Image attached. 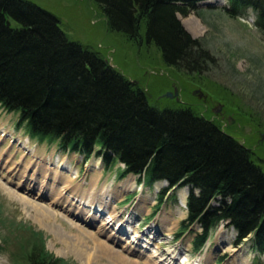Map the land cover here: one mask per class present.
<instances>
[{
  "label": "trees",
  "instance_id": "16d2710c",
  "mask_svg": "<svg viewBox=\"0 0 264 264\" xmlns=\"http://www.w3.org/2000/svg\"><path fill=\"white\" fill-rule=\"evenodd\" d=\"M93 1L110 29L156 46L167 66L194 73L214 61L179 18L208 0ZM227 1L230 17L252 10L264 32V0ZM0 106L19 114L18 126L32 138L87 160L96 155L107 168L121 162L122 176L138 175L150 187L167 181L157 208L170 190L174 199L176 189L188 186L181 224L184 232L201 227L195 250L224 223L236 231L234 243L251 236L264 256V170L251 150L190 108L152 105L137 82L72 40L56 14L31 0H0ZM29 264L77 263L43 245L29 254Z\"/></svg>",
  "mask_w": 264,
  "mask_h": 264
},
{
  "label": "rangeland",
  "instance_id": "374dc122",
  "mask_svg": "<svg viewBox=\"0 0 264 264\" xmlns=\"http://www.w3.org/2000/svg\"><path fill=\"white\" fill-rule=\"evenodd\" d=\"M31 1L56 14L72 40L98 51L111 66L137 82L152 105L190 108L211 120L251 150L253 160L264 170V32L256 28L252 10L244 17H230L224 11L227 0H210L188 16H180L214 57L205 71L190 73L165 65L156 46L110 29L93 0ZM175 90L174 98L165 96ZM18 122L19 114L0 106V264H29V254L43 245L68 262L123 263H112L113 259L98 254L94 237L123 252L120 260L128 264H261L264 256L254 250L252 240L237 245L235 230L224 224L212 232L201 251H194L192 240L201 227L194 224L184 232L181 224L188 214V186L176 189L175 199H171L175 188L171 190L157 208L159 188L166 182L149 187L137 175L122 176L121 162L106 168L95 155L87 160L82 154L62 151L57 142L32 138ZM71 178L72 191L67 185L64 189V182ZM74 199L76 206L70 204ZM92 201L101 205L98 213L89 207ZM102 208V217L113 210L119 215L115 219L127 220L146 240L155 236L149 249L144 242L136 248L151 254L156 244L166 251L165 256L147 263V256L129 252L130 248L123 250L133 229L129 226L131 231L125 234L118 231V221L112 222L109 227L113 225L111 230L121 236L116 239L101 227ZM47 214L51 218L45 221ZM79 235L88 247L72 246ZM173 256L179 261H172Z\"/></svg>",
  "mask_w": 264,
  "mask_h": 264
},
{
  "label": "bare ground",
  "instance_id": "6f19581e",
  "mask_svg": "<svg viewBox=\"0 0 264 264\" xmlns=\"http://www.w3.org/2000/svg\"><path fill=\"white\" fill-rule=\"evenodd\" d=\"M210 1V0H209ZM225 10V9H224ZM242 16V15H241ZM186 25H187V23H186ZM187 27V29L188 30H190L191 31V29L189 28V26L187 25L186 26ZM4 134V133H3ZM78 152V151H77ZM86 159V158H85ZM8 163V162H7ZM59 167H62V166H60L59 165ZM59 176H60V174H59ZM73 178H71L70 180H69V182L67 183V182H64L65 183V187H64V189H67V187L69 188V186H70V188H71V191H72V185H70V182H71V184H72V180ZM55 181H56V178H54V183H55ZM60 183V182H59ZM61 183H62V181H61ZM56 184H57V182H56ZM55 184V185H56ZM61 185V184H60ZM66 185H67V187H66ZM35 186V185H34ZM62 186V185H61ZM50 187V186H49ZM61 190V189H60ZM38 198H41V197H38ZM59 198V197H58ZM94 201H92V203H91V205H89V207H91L93 210H94V213H98V211H99V208H100V206L101 205H99L98 203H93ZM104 202V201H103ZM32 202H30V204H31ZM70 204H74L75 206L77 205V202H75V199L74 200H72L71 202H70ZM95 204V205H94ZM105 204V202L104 203H102V205H104ZM96 207H98V208H96ZM116 207H117V205H116ZM76 208V207H75ZM79 210H81L82 211V208H81V205L79 206ZM103 210H101L100 209V211H101V215H100V217H102V213L104 212V208H102ZM75 211V210H74ZM45 212V211H44ZM94 213L93 214H91V215H93L92 217L93 218H95L96 216L94 215ZM89 214H90V211H89ZM73 215L75 216V217H78V215H75L74 213H73ZM106 215H107V217H108V219L106 218ZM105 216H103L102 217V221H101V224H102V228H107L111 233H113V236L114 237H116V239H120V237L121 236H119L118 234H116L115 232L116 231H112L111 230V227L114 225V224H116V222L119 220V219H115V218H117L119 215L118 214H116L115 213V211H113V210H110V212H108L107 214H106ZM47 217L44 219L45 221H47V218H51V216H50V214H47L46 215ZM90 216V215H89ZM113 222V225L112 226H110L109 227V224H111ZM119 223H120V226L118 227V231L119 232H125V234L126 233H129L131 230H130V228H129V226L130 227H132V229H133V231L131 232L132 234H133V236L131 237V240H129V241H127V244L125 245V246H123V250L125 249V248H130V250H129V252H133V253H135V254H137V255H139V256H141V257H143L144 255H145V257L147 256V258H145V262H147V263H149V262H157V260L159 259V261L161 260V257H163V256H165V254H166V251H165V253H163L162 251H160V249H159V246H157L156 247V244H155V248H154V250H153V252L151 253V254H147V253H145V251H143V250H140V249H138V248H136L137 246H139V245H141L142 246V242H144V246H145V248L146 249H149L150 247H152L151 245H153V240H154V237L155 236H152L151 235V238H149V240H146L145 238H143V235H144V233H143V235L140 233V232H138V230H135L134 228H133V225L131 224V223H128V221L126 220V222H121V221H118ZM107 224H108V226H107ZM82 226V225H81ZM124 226V227H123ZM138 226V225H137ZM101 227L99 228V230L101 229ZM153 229V228H152ZM103 230V229H102ZM105 231V230H104ZM141 234V235H140ZM78 235V234H77ZM76 235V236H77ZM148 235V234H147ZM124 236V235H123ZM146 236V235H145ZM78 237H80V235L78 236ZM77 238V237H76ZM109 239H112V236L109 238ZM121 239H123V238H121ZM85 240H87V239H85ZM78 241V242H77ZM75 240L74 242H73V240H72V246L75 248V249H79L83 244H85V245H87V241H84V238L83 237H80L78 240ZM97 241V242H96ZM119 240H117L115 243H117ZM92 242L94 243V244H96V251L98 252V254H100L101 256H103V257H105L106 259H109V260H111V259H113V261H112V263H114V262H116V261H121V262H123L122 264H128L127 262H125V261H122V260H120V258H122V253L119 251V250H114L110 245H104V244H102L99 240H97L96 239V237H94L93 238V240H92ZM88 244H89V242H88ZM114 245V244H113ZM87 247H88V245H87ZM93 248H94V246H93ZM126 250V249H125ZM95 251V252H96ZM138 251H139V253H138ZM141 252V253H140ZM127 258V257H126ZM171 260L172 261H174V262H176V261H179L178 260V258L176 257V256H173V257H171ZM181 261V260H180ZM184 261V260H183ZM183 261H181V262H183ZM188 262V261H187ZM168 263V262H167ZM191 263H193V262H191ZM200 264H202L201 262H199ZM199 263H193V264H199ZM135 264H137V263H135ZM154 264V263H153Z\"/></svg>",
  "mask_w": 264,
  "mask_h": 264
},
{
  "label": "water",
  "instance_id": "95a60500",
  "mask_svg": "<svg viewBox=\"0 0 264 264\" xmlns=\"http://www.w3.org/2000/svg\"><path fill=\"white\" fill-rule=\"evenodd\" d=\"M196 92H198V91H196ZM177 94H178V91L177 90H175V92L173 93V92H167L166 94H165V96L166 97H169V98H174L175 96H177ZM221 110V107H219L218 109H216V111H220ZM233 121V120H232Z\"/></svg>",
  "mask_w": 264,
  "mask_h": 264
}]
</instances>
